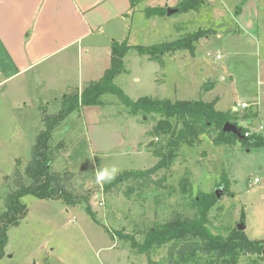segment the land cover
Returning a JSON list of instances; mask_svg holds the SVG:
<instances>
[{"label":"rangeland","instance_id":"1","mask_svg":"<svg viewBox=\"0 0 264 264\" xmlns=\"http://www.w3.org/2000/svg\"><path fill=\"white\" fill-rule=\"evenodd\" d=\"M207 1L200 11L148 19L146 8H174L179 1L140 0L130 28L131 45L171 42L198 30L211 33L197 43L194 54L165 56L164 66L131 51L126 58L130 72L116 84L132 100L214 101L217 110L237 117L239 127L264 134V0ZM171 59L177 61L172 74L166 71ZM210 84L214 89L207 91ZM22 88L0 89V213L7 195L17 189V178L28 182L25 170L33 146L63 101L44 99L38 85ZM104 100L101 124H96L98 107L83 117L81 109L52 132V170L78 202L25 196L28 213L9 231L0 264H169L167 246L139 254L133 241L142 244L148 230L174 212L193 216L191 200L200 192L220 195L210 213L219 232L244 224L249 239H264V148L215 146L216 134L211 132L193 148L184 146L173 167L155 173L148 187L140 190L137 183L126 181L107 190L120 174L153 168L162 142L151 136L152 117L143 121L129 116L117 97ZM256 110L261 118L254 124L241 120ZM223 174L231 183L229 194L218 186ZM184 179L192 186L191 195L182 192ZM238 264H264V255H244Z\"/></svg>","mask_w":264,"mask_h":264},{"label":"trees","instance_id":"2","mask_svg":"<svg viewBox=\"0 0 264 264\" xmlns=\"http://www.w3.org/2000/svg\"><path fill=\"white\" fill-rule=\"evenodd\" d=\"M132 8H136L140 0H130ZM247 1V0H245ZM207 0H181L172 8L177 14H186L191 11H200L207 5ZM170 7H148L144 13L148 19L166 17ZM210 30H198L180 39L156 44L152 46L131 45L127 38L123 42L112 43V60L110 68L101 80L89 83L81 94L73 92L63 98L60 111L46 120V130L43 131L33 146L32 158L25 170L27 181L18 177L17 189L9 193L5 200V209L0 213V260L4 258L9 242V231L18 227L26 217L28 208L23 202L27 195H33L41 200H61L67 205H75L77 196L67 190L63 179L52 170L54 153L50 142L52 132L67 117L84 107L105 106V97L114 96L125 107L131 117H142L143 121L152 117L153 130L151 136L161 140L162 146L157 150L158 163L149 170L131 171L118 175L111 183L116 187L123 182L132 181L142 190L153 182L152 176L160 170H170L180 150L184 147L193 148L202 142V136H210L215 146L234 147L240 144L249 150L264 148V134L252 133L249 137L247 128L239 127L236 116L229 112L216 109V102H207L202 99L196 101H171L150 96L132 100L119 85L116 79L127 74L125 58L131 51L148 57L149 61L164 66V57L180 51L194 54L197 43L210 34ZM214 89L210 84L207 91ZM260 119L258 110L248 112L241 120L254 124ZM227 123L237 125L241 129L242 138L232 132H224ZM230 180L223 174L218 184L229 194ZM183 194H190L192 186L187 179L181 183ZM219 203L215 192L198 193L192 197L190 207L193 216H186L174 212L164 223H155L147 232L145 241L140 244L133 241V247L139 254H148L164 246L168 247L169 264H238L244 255H264V239L251 240L245 231L238 227L219 232L211 222L210 213ZM89 213L95 217L90 206ZM244 220V216H243ZM216 230L217 232H214ZM133 240V239H132Z\"/></svg>","mask_w":264,"mask_h":264},{"label":"crops","instance_id":"3","mask_svg":"<svg viewBox=\"0 0 264 264\" xmlns=\"http://www.w3.org/2000/svg\"><path fill=\"white\" fill-rule=\"evenodd\" d=\"M136 16L130 0H0V89L38 85L55 102L81 94L110 68L112 43L130 41ZM176 63L166 71L172 74ZM94 108H82V117Z\"/></svg>","mask_w":264,"mask_h":264},{"label":"water","instance_id":"4","mask_svg":"<svg viewBox=\"0 0 264 264\" xmlns=\"http://www.w3.org/2000/svg\"><path fill=\"white\" fill-rule=\"evenodd\" d=\"M167 7V6H166ZM169 8V7H168ZM178 13V10L177 9H168V13H167V16H171V15H175ZM224 132H232L233 134L237 135L239 138H242V133H241V129L237 126V125H234L232 123H227L223 129ZM217 197L218 199L220 200V195L219 193L217 192ZM238 230L239 231H245V225L244 224H241L238 226Z\"/></svg>","mask_w":264,"mask_h":264},{"label":"built area","instance_id":"5","mask_svg":"<svg viewBox=\"0 0 264 264\" xmlns=\"http://www.w3.org/2000/svg\"><path fill=\"white\" fill-rule=\"evenodd\" d=\"M177 1H181V0H177ZM221 58H222L221 55L216 56V59H217V60H221ZM252 133H254V132H250V131H249V132H247V133L245 134V136H246V137H249V135L252 134ZM254 183L258 184V183H260V180H259V179H255V180H254Z\"/></svg>","mask_w":264,"mask_h":264},{"label":"clouds","instance_id":"6","mask_svg":"<svg viewBox=\"0 0 264 264\" xmlns=\"http://www.w3.org/2000/svg\"><path fill=\"white\" fill-rule=\"evenodd\" d=\"M98 179H103V176H98Z\"/></svg>","mask_w":264,"mask_h":264}]
</instances>
